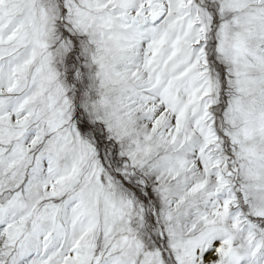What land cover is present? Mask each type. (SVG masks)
Wrapping results in <instances>:
<instances>
[{
    "label": "snow or ice",
    "instance_id": "1",
    "mask_svg": "<svg viewBox=\"0 0 264 264\" xmlns=\"http://www.w3.org/2000/svg\"><path fill=\"white\" fill-rule=\"evenodd\" d=\"M0 264H264V0H0Z\"/></svg>",
    "mask_w": 264,
    "mask_h": 264
}]
</instances>
